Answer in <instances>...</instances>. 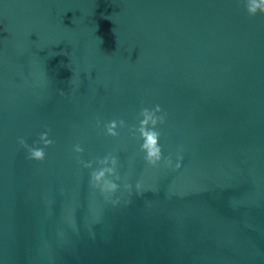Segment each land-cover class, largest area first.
<instances>
[{"label": "water", "instance_id": "95a60500", "mask_svg": "<svg viewBox=\"0 0 264 264\" xmlns=\"http://www.w3.org/2000/svg\"><path fill=\"white\" fill-rule=\"evenodd\" d=\"M245 3L0 0V264H264V14Z\"/></svg>", "mask_w": 264, "mask_h": 264}, {"label": "clouds", "instance_id": "9594fccd", "mask_svg": "<svg viewBox=\"0 0 264 264\" xmlns=\"http://www.w3.org/2000/svg\"><path fill=\"white\" fill-rule=\"evenodd\" d=\"M246 11L249 16H254L258 12L261 14H264V0H246L245 3ZM63 95V93H61ZM159 114V115H157ZM139 116L143 117L139 121V128L138 131L140 133V139L143 141L142 144L140 145V151L143 152L144 155V161L147 165L149 166H156L158 162L161 161L162 159V150L161 146L158 143L159 137H160V132L156 130V126L158 124L162 125L165 122L166 119V113L162 112V109L159 105H156L152 110H149L147 108H142L139 112ZM123 125L124 121L123 120H112L109 121L106 124V135L115 137L118 135V133L115 131L117 124ZM49 131L46 130L45 132L39 134L38 137V142L43 144V147H36L35 143L33 146H29L27 142L23 139L20 138L18 140V143L20 146L24 149H26L27 152V159L29 160H34V161H43L45 159V151L44 148H47L51 146L54 141L49 139ZM73 151L77 154L81 153L83 149L80 147L79 144H76L73 146ZM77 162L83 166L85 169L91 168V162H84L79 159V156L77 155L76 157ZM164 163L166 166L171 165V159L170 157H164ZM180 159L182 157H177V163L175 165L176 169L180 168ZM113 165L117 164V158L113 157L112 160ZM114 169H104V170H93L90 173V186L92 188L97 187L98 182L104 178L105 172L112 173ZM116 180H120L121 177L116 173ZM97 182V184H94L93 182ZM119 185L116 182L109 181L107 179L104 180L103 186L99 187V192L102 194L106 193H112L114 194L115 192L118 191ZM125 190L130 191L131 190V185L125 183L124 184ZM136 188H140V184H136ZM105 199L107 200L108 197L105 195ZM111 203L115 205L118 203V200H112Z\"/></svg>", "mask_w": 264, "mask_h": 264}]
</instances>
